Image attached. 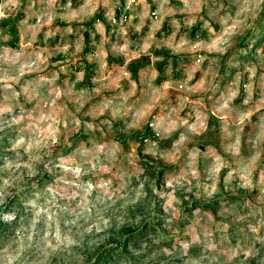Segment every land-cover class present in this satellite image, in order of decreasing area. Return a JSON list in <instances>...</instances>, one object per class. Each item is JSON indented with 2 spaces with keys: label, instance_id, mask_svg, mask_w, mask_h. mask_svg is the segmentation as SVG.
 <instances>
[{
  "label": "rangeland",
  "instance_id": "374dc122",
  "mask_svg": "<svg viewBox=\"0 0 264 264\" xmlns=\"http://www.w3.org/2000/svg\"><path fill=\"white\" fill-rule=\"evenodd\" d=\"M229 9L235 18L229 0L3 8L0 264H89L142 230L109 264H264V152L251 166L254 142L264 149V4L220 52ZM57 119L55 142L18 144Z\"/></svg>",
  "mask_w": 264,
  "mask_h": 264
},
{
  "label": "clouds",
  "instance_id": "9594fccd",
  "mask_svg": "<svg viewBox=\"0 0 264 264\" xmlns=\"http://www.w3.org/2000/svg\"><path fill=\"white\" fill-rule=\"evenodd\" d=\"M112 2V0H89V3H91L94 7H99L101 4L108 5ZM118 2V0H117ZM201 2H206V0H201ZM230 3H234L238 7V11L236 14V17L233 18L230 14V9H229V14L224 17L225 20H231L232 24L230 27H228L223 40V46L219 49L220 52H224L227 50V47L229 46V41L231 37L241 31L245 27H250L249 24L246 23L249 15H255V12L259 7L264 4V0H229ZM19 0H8V3L5 5H0V18L4 17V11L3 8L8 7L9 5L13 4H18ZM52 4L56 3V0H51ZM219 10V9H218ZM50 16L54 15L53 12L49 11L48 13ZM249 101H245L247 104ZM61 121L60 120H54L52 123V132L49 133L47 131L40 132L39 130L36 129L34 124L28 125V128L30 130V134L25 136L24 131L22 130L20 132V140L18 141V144L21 146H24L27 151L40 148V147H46L48 144V141H53L55 142L57 138L59 137V125ZM242 121H240L237 125V133H236V144L239 145L240 142V131L242 129L240 128V124ZM189 132L195 134L196 133V126L192 125L188 129ZM181 139H187L186 136L182 135ZM253 147L255 148V153L253 155L252 161H251V166H255L256 164L259 163L260 160V154L261 152H264V149H262L259 145V141L254 142ZM38 159L37 156H30V162ZM31 166V163L29 164V167ZM5 184L8 183V181H4ZM89 188L92 186L89 185ZM49 247H54L53 245H48ZM8 264H13V260H9Z\"/></svg>",
  "mask_w": 264,
  "mask_h": 264
},
{
  "label": "trees",
  "instance_id": "16d2710c",
  "mask_svg": "<svg viewBox=\"0 0 264 264\" xmlns=\"http://www.w3.org/2000/svg\"><path fill=\"white\" fill-rule=\"evenodd\" d=\"M119 18V16H118ZM89 33L86 32V35ZM10 228V224L4 223L1 225L0 222V232L8 230ZM144 232L143 230L139 233H128L124 238H122L118 243L115 245H108L106 246L102 251H100L97 255V258L94 262L89 264H109L110 261L114 260L115 257L118 256H128V248H129V240L131 239H137L139 234ZM130 234H133L135 236H132ZM113 244V243H112Z\"/></svg>",
  "mask_w": 264,
  "mask_h": 264
},
{
  "label": "built area",
  "instance_id": "2783aa9c",
  "mask_svg": "<svg viewBox=\"0 0 264 264\" xmlns=\"http://www.w3.org/2000/svg\"><path fill=\"white\" fill-rule=\"evenodd\" d=\"M156 17H157V14L156 13H153ZM113 20L115 21L116 19L115 18H113Z\"/></svg>",
  "mask_w": 264,
  "mask_h": 264
}]
</instances>
